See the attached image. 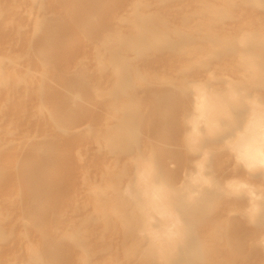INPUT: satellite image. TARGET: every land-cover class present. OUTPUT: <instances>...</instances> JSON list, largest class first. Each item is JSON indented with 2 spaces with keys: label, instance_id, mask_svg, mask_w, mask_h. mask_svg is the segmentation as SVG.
<instances>
[{
  "label": "bare ground",
  "instance_id": "6f19581e",
  "mask_svg": "<svg viewBox=\"0 0 264 264\" xmlns=\"http://www.w3.org/2000/svg\"><path fill=\"white\" fill-rule=\"evenodd\" d=\"M159 1L171 6L178 0ZM246 1L254 5H264L261 0ZM125 3L126 0H73V4L79 6L84 16L82 27L102 31V35L95 47V65L90 72L93 75L86 72L81 65L73 76L63 80V85L67 88L75 87L76 92H82L89 99L94 93L99 97L97 100L107 107L108 112L121 113L114 123L107 126L104 131L92 133L91 137L98 148L104 147L110 153H131L130 172L123 167L116 174L105 170L100 182L87 179V198L91 202V213H88L77 225L71 220H64L62 213L57 212L53 215L52 222L62 220L65 224L63 231L59 235L53 234L46 238L43 243L36 245L31 243L22 264H60L61 259L64 261V257L66 259L69 256L68 247L78 249L74 259L77 264H94L92 246L84 236V229L91 222L92 216L99 219L104 230L113 232L117 229L116 232L120 236L118 243L102 244L104 249L111 250L113 247L121 249V253L116 252L108 264H115V261L130 264L133 260H137V264H239L238 260L245 255L243 237L246 233L243 232L241 224H233L234 232L229 233L230 225H224L227 226L228 231L220 229L219 216L215 215L213 220L216 224L208 226L201 234L198 231V228L204 230L202 221L208 219L207 215L213 209L211 199L220 191L216 182L211 189L205 186L210 178L203 172L202 161L197 162V169L187 174L182 182L175 184L171 180V174L164 167L165 157L159 149L147 151L136 149L139 138L138 125L141 119L136 89L148 81L164 85L154 88L147 94L146 99L148 103H152V114L155 117L173 125L177 122L172 115L174 97L180 98L179 106L183 111H187L191 95L193 110L187 116L191 124L185 138L187 151L202 147L198 142L209 138L203 136V131L213 135L221 130L218 117L220 113L228 118L232 128L240 124V127L236 128V137L231 147L235 150L237 159L242 160L246 166L258 170L260 174H264V106L259 105L255 97H250L246 93L245 97L242 95L243 98H239L242 92L237 88L236 81H230L223 91L214 90L210 79L195 81L185 77L182 82L175 83L171 76L143 75L137 65L127 57L128 52L140 59H146L148 55L159 52L179 56L190 55L193 52L191 47L185 46L186 40L192 38L196 34L195 31L206 30L205 39L210 43L207 57L201 56L192 62L178 64L180 72L184 75L193 71L195 67L203 68L210 58H215L221 53H232L238 48V44L231 37L220 36L212 29L215 21L224 20L230 16V13L225 8H214L210 2L192 0L196 7L192 12L193 15H185L183 21L187 23L194 16H197V21L187 23L188 31L183 32L174 28L168 14L148 11L150 2L129 0L127 5ZM55 21L50 31L47 29L45 34V40L50 41L51 49L49 47L48 51L40 47L35 50L42 64L51 58L55 60L61 52L66 56L69 55L70 42L67 31L72 21L62 17H57ZM41 24L42 22H37L36 28L42 26ZM239 38L237 42L241 45L240 51L245 53L246 67L253 71L250 78L241 82L246 85L263 84L264 72L258 62L254 61L257 53L253 51L261 50L264 44L263 37L249 33ZM104 72H110L112 75V85L99 94L96 91L97 84H93L91 79H100L101 73ZM5 79L2 77V80ZM16 81L14 80L13 83L16 84ZM44 90V85L36 88L40 99L39 112L44 106L45 100L42 98L45 95ZM61 101L67 105L70 94L61 95ZM62 109L59 112H62ZM57 115V112L52 110L50 124L52 141L55 138L54 131L67 130L84 114L80 111V114L75 116H70V113L66 112L61 113V116ZM202 124L205 125V130L201 127ZM167 131L168 128L164 126L158 128L161 136L168 133ZM27 163L30 164L31 169L28 170V182L24 183L25 215L32 229L44 236L45 227L50 219L38 204L42 198L46 199L45 194L52 196L53 202L58 201L62 196L57 189L58 182L66 175V163L59 158L57 147H52V162L50 159L33 157L28 158ZM124 178H126L125 183ZM228 185L229 190L237 189L240 185L245 186L243 181ZM51 187L52 193L49 191ZM246 193L252 197L249 199L251 207L248 210L246 208L244 220L264 226V216L259 215V212L256 213L259 211V204L261 205L259 196L257 197L252 186L246 187ZM194 218L200 219L201 222L191 228L190 222ZM213 235L218 236L219 241L222 240L226 245L225 255L217 253L219 247H215L213 240L210 239ZM4 236L0 219V238ZM253 242L252 249L261 250L260 261L264 264V234Z\"/></svg>",
  "mask_w": 264,
  "mask_h": 264
},
{
  "label": "rangeland",
  "instance_id": "374dc122",
  "mask_svg": "<svg viewBox=\"0 0 264 264\" xmlns=\"http://www.w3.org/2000/svg\"><path fill=\"white\" fill-rule=\"evenodd\" d=\"M146 1L151 3L147 8L148 11L168 14L170 23L180 31H188L187 23L197 21V16L190 18L187 23L183 21L185 15H193L192 12L196 7L192 0H178L171 6L159 0ZM199 1L210 2L214 8H225L229 11L230 16L224 20L215 21L212 29L220 36L231 37L238 44L234 52L221 53L215 58H210L205 67H195L186 75L181 73L179 63H189L201 56L207 57L210 43L205 39L207 31L203 30L195 31L196 34L186 40L185 46L191 47L193 52L190 55L179 56L159 52L148 55L146 59H140L128 52L127 57L137 65L143 75L148 77L154 74L167 75L171 76L175 83L182 82L185 77L195 81L210 79L214 90L223 91L226 90L230 81H236L237 88L242 92L239 98L248 94L250 97H255L259 105L264 106V83L246 85L241 82L250 78L253 71L246 67L245 53L240 51L241 45L237 42L240 40L239 37L249 33L263 37L264 40V5H254L246 0ZM261 1L264 3V0ZM128 2L129 0H126L125 4L127 5ZM57 17L72 21L67 31L70 42L69 55L66 56L61 52L55 60L51 58L42 64L35 50L40 47L48 51L49 47L51 49L50 41L45 40V34L47 29L50 31ZM83 18L79 6L73 4V0L44 2L0 0V219L5 232V236L0 238V264H22L31 243L36 245L45 242L46 238L53 234L59 235L65 228V224L62 220L52 222V217L57 212L62 213L64 220L80 224L92 210L91 202L87 198V179L100 182L105 170L116 174L123 167L130 172L131 153L116 154L108 152L104 147L99 149L91 137L92 133L104 131L107 126L114 123L121 113L108 112L107 107L97 100L99 97H96L94 93L89 99L82 92H76L75 87L67 88L63 85V80L73 76L81 65L89 73L94 69L95 47L102 31L83 28ZM98 18L100 19V14ZM37 22H42V26L36 28ZM199 22L200 20L197 25ZM253 51L257 53L254 61L258 62L257 64L264 72V44L260 51L258 49ZM49 53L52 56V53ZM101 74L100 79H91L93 84H97L96 91L99 94L112 85L110 72ZM2 77L6 79L2 80ZM14 80H17L16 84L13 83ZM148 82L136 89V96L139 98L137 103L141 111L136 149L140 151L159 149L165 157L164 167L171 174V180L175 184L182 182L187 174L197 169V162L202 161L203 172L210 178L205 186L211 189L216 182L220 191L211 199L213 209L207 215L208 219L202 221L204 230L198 228V231L201 234L205 228L216 224L213 220L215 215L219 216L220 229L228 231L227 226L224 227V225H230L229 233L234 232L233 224H241L243 232L246 233L243 237L245 255L238 260V263L262 264L259 255L261 250H253L252 245L254 239L264 234V226L246 222L243 217L251 207L249 199L252 196L246 193L247 186H252L257 197L259 196L261 205L259 204V211L256 213L259 212V215L264 216V174L246 166L242 160L237 159L238 156H235L237 154L231 147V143L235 140L236 128L240 127V124L232 128L228 118L220 113L218 117L221 130L213 135L203 131V136L210 139L198 142L202 144V147L187 151L185 138L191 126L187 116L193 110L191 95L187 111H183L179 106L180 98L174 97L172 115L178 123L176 122L175 125L171 122L166 123L165 120L160 121L152 114V103H148L146 99L147 94L154 88L164 87V85H158V82L153 83V81ZM40 85H44L45 88V95L42 97L45 101L39 112L40 99L36 88ZM67 93L70 94V101L66 105L62 103L61 95ZM60 109L70 113V116L80 114V111L84 115H81L80 119L67 130L54 131L55 138L52 141L53 133L50 125L52 110L57 112V116H61V113L65 112H59ZM163 126L168 128V133L161 136L158 128ZM201 127L205 130V125L202 124ZM52 147L58 148L59 158L66 163V175L58 182L57 190L59 191L57 192L62 194L58 201L53 202L52 196L45 194L46 199L42 198L38 204L50 219L45 227L44 236H41L39 232L32 229L25 215L24 183L28 182V170L31 169L27 159L37 157L44 160L50 159L52 162ZM242 181L245 186L240 185L233 190L227 187L229 183L235 184ZM123 182H126V178ZM49 191L52 193V187ZM198 222H201L200 219L194 218L189 227H195ZM84 230V236L92 246L94 264H108L116 252L121 253L120 247H113L111 250L102 248L105 242L115 244L120 241L117 229L113 232L104 230L99 219L92 216L91 222ZM210 239L213 240L215 247H219L217 253L225 255L226 245L223 241H219L216 235ZM77 253L78 249L68 247L69 256L66 259L64 257V261L61 259L60 264H77L74 261ZM137 262L133 260L130 264H137ZM115 264L123 263L115 261Z\"/></svg>",
  "mask_w": 264,
  "mask_h": 264
}]
</instances>
